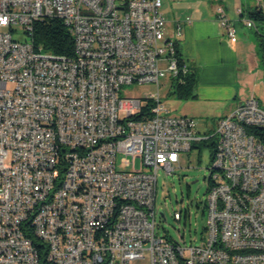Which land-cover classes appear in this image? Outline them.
Instances as JSON below:
<instances>
[{
	"label": "built area",
	"instance_id": "2783aa9c",
	"mask_svg": "<svg viewBox=\"0 0 264 264\" xmlns=\"http://www.w3.org/2000/svg\"><path fill=\"white\" fill-rule=\"evenodd\" d=\"M162 6L0 0V264H264V106L249 97L213 133L174 114L160 81L182 83L190 65ZM47 17L65 22L74 55L36 43ZM217 19L237 40L222 5ZM131 83L157 92L122 96ZM211 134L206 237L183 245L157 232L159 171L175 173L181 152ZM119 153L130 169L118 167Z\"/></svg>",
	"mask_w": 264,
	"mask_h": 264
},
{
	"label": "crops",
	"instance_id": "0c3cea01",
	"mask_svg": "<svg viewBox=\"0 0 264 264\" xmlns=\"http://www.w3.org/2000/svg\"><path fill=\"white\" fill-rule=\"evenodd\" d=\"M219 5L235 22L237 40H233L218 21ZM248 9V0H163L166 34L173 37L180 27V49L197 74L196 96L186 100L202 105L191 107L185 115L223 117L249 97L260 99L257 90L262 81L260 68L263 64L259 38L238 37V32L244 30L238 22L247 15ZM240 73L246 74L243 80L239 78ZM255 75L257 82L251 78Z\"/></svg>",
	"mask_w": 264,
	"mask_h": 264
},
{
	"label": "rangeland",
	"instance_id": "374dc122",
	"mask_svg": "<svg viewBox=\"0 0 264 264\" xmlns=\"http://www.w3.org/2000/svg\"><path fill=\"white\" fill-rule=\"evenodd\" d=\"M246 1V0H245ZM246 3V2H245ZM249 8L260 5L258 0H248ZM264 4V0H262ZM248 7V6H247ZM246 10V9H245ZM247 12V11H246ZM244 15L239 20V25L244 28L242 33L238 32V37L251 36L259 38L256 26L249 27L244 23L247 19ZM257 25L264 31V23L258 22ZM173 37L176 35L172 34ZM179 42L181 36L178 37ZM260 73L262 81L258 84V97L260 104L264 106V66H261ZM200 74V73H199ZM246 74H239L243 80ZM258 81V77L251 76ZM252 91V89H250ZM157 85L155 83L145 84H124L121 87L120 94L145 96L146 94L156 93ZM160 95L163 102L174 114H187L186 111L196 105H202L199 102L186 99H180L174 92L173 81L170 77H164L160 81ZM220 116L200 115L195 119L198 122V128L201 133L214 132L216 123ZM125 156L123 153L118 155V167L130 169L132 166L123 162ZM213 160L208 148L195 147L192 150L181 152V164L176 166L175 173L168 174L164 170L159 171L158 175V194L156 199V208L158 210L157 232L167 234L169 237L179 241L183 245L191 243H201L206 237L205 226L208 220L207 189L209 187V177L212 172ZM164 211L165 215H161ZM175 211H182L181 220L175 218ZM186 213L188 214L186 216Z\"/></svg>",
	"mask_w": 264,
	"mask_h": 264
},
{
	"label": "trees",
	"instance_id": "16d2710c",
	"mask_svg": "<svg viewBox=\"0 0 264 264\" xmlns=\"http://www.w3.org/2000/svg\"><path fill=\"white\" fill-rule=\"evenodd\" d=\"M247 13L249 18H251L255 22L257 31L259 33V52L261 62L264 66V31H262L261 28L257 25L258 22L264 23V4L261 3L256 7L249 8ZM35 39L36 43L38 45H42L45 51H50L57 54H64L68 56L74 55V37L65 22L61 18L47 17L44 20L38 22L36 24L35 29ZM196 84L197 74L189 66V70L187 74H185V81H183L182 83L178 80L173 81V93H175L180 99L194 98L196 96ZM151 105H153V103L151 102H148L144 105L142 112L138 115L141 119L148 118V116H150ZM146 114L147 117L144 116ZM209 133H213V131ZM259 133L262 135L261 132ZM262 139L264 141V134L262 135ZM217 145L218 140L216 136L211 134V137H209L208 139L201 140L199 143L194 144L192 149L195 147L208 148L210 150L211 158L214 163ZM213 176L214 175L211 172L207 193L211 190L213 185H215ZM187 215L188 214L186 213V216Z\"/></svg>",
	"mask_w": 264,
	"mask_h": 264
},
{
	"label": "water",
	"instance_id": "95a60500",
	"mask_svg": "<svg viewBox=\"0 0 264 264\" xmlns=\"http://www.w3.org/2000/svg\"><path fill=\"white\" fill-rule=\"evenodd\" d=\"M161 215H163V216L165 215L164 211H161Z\"/></svg>",
	"mask_w": 264,
	"mask_h": 264
}]
</instances>
